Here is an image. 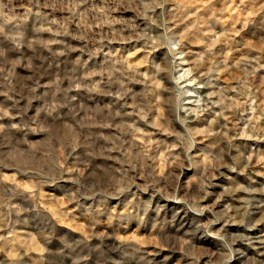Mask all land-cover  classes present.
Wrapping results in <instances>:
<instances>
[{
    "label": "rangeland",
    "instance_id": "obj_1",
    "mask_svg": "<svg viewBox=\"0 0 264 264\" xmlns=\"http://www.w3.org/2000/svg\"><path fill=\"white\" fill-rule=\"evenodd\" d=\"M0 264H264V0H0Z\"/></svg>",
    "mask_w": 264,
    "mask_h": 264
}]
</instances>
